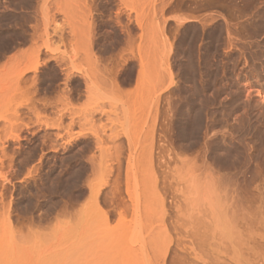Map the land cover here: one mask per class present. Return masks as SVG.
Instances as JSON below:
<instances>
[{
  "label": "rangeland",
  "instance_id": "374dc122",
  "mask_svg": "<svg viewBox=\"0 0 264 264\" xmlns=\"http://www.w3.org/2000/svg\"><path fill=\"white\" fill-rule=\"evenodd\" d=\"M0 264H264V0H0Z\"/></svg>",
  "mask_w": 264,
  "mask_h": 264
},
{
  "label": "bare ground",
  "instance_id": "6f19581e",
  "mask_svg": "<svg viewBox=\"0 0 264 264\" xmlns=\"http://www.w3.org/2000/svg\"><path fill=\"white\" fill-rule=\"evenodd\" d=\"M187 20V19H186ZM189 20V19H188ZM179 21H180V19H179ZM182 21H184V20H182ZM226 223V222H225ZM228 226V225H227ZM231 227V226H230ZM227 229H228V227H227ZM229 230H232V229H229Z\"/></svg>",
  "mask_w": 264,
  "mask_h": 264
}]
</instances>
